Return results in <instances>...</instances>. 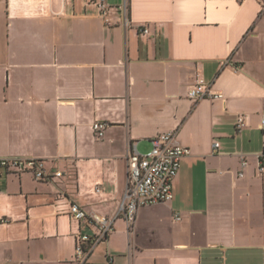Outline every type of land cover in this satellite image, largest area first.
I'll use <instances>...</instances> for the list:
<instances>
[{
	"label": "crops",
	"instance_id": "obj_1",
	"mask_svg": "<svg viewBox=\"0 0 264 264\" xmlns=\"http://www.w3.org/2000/svg\"><path fill=\"white\" fill-rule=\"evenodd\" d=\"M90 1L0 0V157L62 173L0 180V264H76L70 204L112 217L130 155L170 131L190 149L173 199L116 219L85 264H264L263 4L108 0L107 26ZM197 80L224 99L191 101Z\"/></svg>",
	"mask_w": 264,
	"mask_h": 264
},
{
	"label": "built area",
	"instance_id": "obj_2",
	"mask_svg": "<svg viewBox=\"0 0 264 264\" xmlns=\"http://www.w3.org/2000/svg\"><path fill=\"white\" fill-rule=\"evenodd\" d=\"M255 1L261 2L264 7L262 0ZM89 3L95 7L107 26L112 25L109 15L114 8L109 5L108 0H91ZM142 32L148 33L147 29H143ZM187 97L193 102L203 99L211 101L224 99L222 93L214 91L202 80H197L189 87ZM105 127V123H93L92 129L97 139L103 137ZM244 127V118L239 116L234 125L235 131L241 132ZM259 128L264 130V115L261 117ZM218 146V143L213 144L215 149ZM189 155L190 149L179 143L175 131L160 133L150 140V149L147 152L143 154L134 152L130 155L126 187L112 217L88 213L77 204L71 203L68 209L69 216L87 229L75 235V263L85 264L93 249L106 242L107 237L114 231L116 219L122 218L130 230L134 226L139 208L170 202L173 199V182L180 170L181 160ZM258 158L263 166L264 147ZM245 164L246 160L242 158L241 165ZM7 174H30L37 182H48L62 176L60 171H48L41 159L18 156L0 157V180ZM174 219L179 221L180 214L176 213ZM107 264H114L111 255L107 256Z\"/></svg>",
	"mask_w": 264,
	"mask_h": 264
},
{
	"label": "rangeland",
	"instance_id": "obj_3",
	"mask_svg": "<svg viewBox=\"0 0 264 264\" xmlns=\"http://www.w3.org/2000/svg\"><path fill=\"white\" fill-rule=\"evenodd\" d=\"M150 149V147H144V146H140V148H139V150L141 151V152H147L148 150Z\"/></svg>",
	"mask_w": 264,
	"mask_h": 264
}]
</instances>
